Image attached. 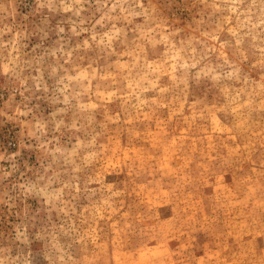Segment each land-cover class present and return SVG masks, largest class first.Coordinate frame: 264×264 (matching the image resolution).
Listing matches in <instances>:
<instances>
[{
    "label": "rangeland",
    "instance_id": "1",
    "mask_svg": "<svg viewBox=\"0 0 264 264\" xmlns=\"http://www.w3.org/2000/svg\"><path fill=\"white\" fill-rule=\"evenodd\" d=\"M0 264H264V0H0Z\"/></svg>",
    "mask_w": 264,
    "mask_h": 264
}]
</instances>
